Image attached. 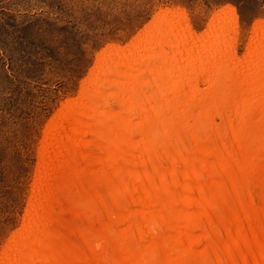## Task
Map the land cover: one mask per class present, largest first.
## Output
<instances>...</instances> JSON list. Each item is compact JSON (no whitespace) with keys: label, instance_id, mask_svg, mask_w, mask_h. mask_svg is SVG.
I'll use <instances>...</instances> for the list:
<instances>
[{"label":"bare ground","instance_id":"bare-ground-1","mask_svg":"<svg viewBox=\"0 0 264 264\" xmlns=\"http://www.w3.org/2000/svg\"><path fill=\"white\" fill-rule=\"evenodd\" d=\"M160 12L48 124L0 264H264V24Z\"/></svg>","mask_w":264,"mask_h":264},{"label":"rangeland","instance_id":"rangeland-1","mask_svg":"<svg viewBox=\"0 0 264 264\" xmlns=\"http://www.w3.org/2000/svg\"><path fill=\"white\" fill-rule=\"evenodd\" d=\"M225 9L242 57L264 0H0V254L22 227L46 127L99 56L131 45L160 12L184 14L202 35Z\"/></svg>","mask_w":264,"mask_h":264}]
</instances>
